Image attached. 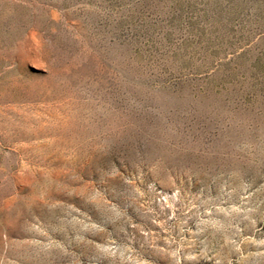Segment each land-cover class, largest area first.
Segmentation results:
<instances>
[{
	"label": "rangeland",
	"instance_id": "rangeland-1",
	"mask_svg": "<svg viewBox=\"0 0 264 264\" xmlns=\"http://www.w3.org/2000/svg\"><path fill=\"white\" fill-rule=\"evenodd\" d=\"M0 264H264V0H0Z\"/></svg>",
	"mask_w": 264,
	"mask_h": 264
}]
</instances>
